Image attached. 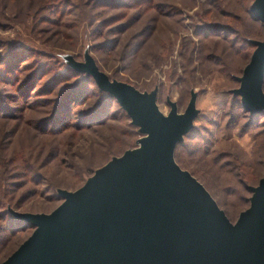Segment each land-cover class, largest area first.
I'll return each instance as SVG.
<instances>
[{
	"label": "rangeland",
	"instance_id": "obj_1",
	"mask_svg": "<svg viewBox=\"0 0 264 264\" xmlns=\"http://www.w3.org/2000/svg\"><path fill=\"white\" fill-rule=\"evenodd\" d=\"M253 1L0 0V263L32 232L11 213L49 214L61 203L57 191L79 189L142 137L91 79L83 89L82 77L65 78L88 60L109 80L155 91L163 116L167 102L181 114L195 94L191 128L172 159L235 222L264 173V114L251 117L231 94L253 51L246 40L264 39L248 14ZM72 88L81 102L60 128L63 116L49 118ZM89 111L99 116L80 123Z\"/></svg>",
	"mask_w": 264,
	"mask_h": 264
},
{
	"label": "water",
	"instance_id": "obj_2",
	"mask_svg": "<svg viewBox=\"0 0 264 264\" xmlns=\"http://www.w3.org/2000/svg\"><path fill=\"white\" fill-rule=\"evenodd\" d=\"M251 16L264 28V0ZM231 94L249 114L264 112V39ZM72 68L110 95L142 135L136 147L96 170L79 189L59 190L49 214L11 213L32 227L0 264H264V173L248 187V207L230 223L205 189L172 159L191 128L195 94L181 114L173 102L161 115L155 91L143 94L109 80L93 61Z\"/></svg>",
	"mask_w": 264,
	"mask_h": 264
},
{
	"label": "trees",
	"instance_id": "obj_3",
	"mask_svg": "<svg viewBox=\"0 0 264 264\" xmlns=\"http://www.w3.org/2000/svg\"><path fill=\"white\" fill-rule=\"evenodd\" d=\"M248 14H249V17H250V19L252 20V21H257V20H255L252 16H251V14H250V12H249V10H248ZM258 22V21H257ZM251 40H246V44H247V46L248 47H250L252 50L254 49V46L251 44ZM69 70H70V75H67L65 78H73L74 76H80V77H82V80H81V82H80V84L81 85H83V89H85L86 87H87V85H88V83H89V79H91L88 75H86V74H83V73H78L77 71H75L72 67H69ZM38 71V70H37ZM263 75H264V73H263ZM40 77V74L38 73H36L35 75H33L29 80H27V82L24 84V90H25V94L24 95H28L29 94V92H31V90L34 88V86H35V82L38 80V78ZM92 80V79H91ZM93 82V81H92ZM54 85H55V82H54V80H52V81H50L49 82V84L48 85H46L45 87H46V92H47V94L48 93H50L49 91L50 90H52L53 89V87H54ZM93 85H94V83H93ZM95 86V85H94ZM75 87V86H74ZM95 88H96V86H95ZM73 89V90H72ZM72 89H66L65 90V92L62 94H60L59 95V98L57 99V101L54 103V107H53V110H52V113H51V117L48 119L49 121H51V122H53V121H55V116L57 117V115L59 114V115H61V116H63V118H65V120L64 121H61L60 123H59V127L60 128H66V127H68V124H70V123H65L66 121H67V119L69 120V118H71L70 116H71V106L72 105H75V106H78V105H80V102L81 101H79V97H80V95L77 97V94L74 92L75 90V88H72ZM97 89V88H96ZM41 92V91H40ZM97 92L100 94V95H102V96H104V98H105V101L107 102V103H110V102H115V100L110 96V95H108L107 93H105V92H101V91H99L98 89H97ZM70 104H72V105H70ZM115 104L117 105V103L115 102ZM240 105V104H239ZM118 106V105H117ZM68 108V109H64V108ZM119 107V106H118ZM119 109H120V107H119ZM242 109V108H241ZM121 110V109H120ZM122 111V110H121ZM124 112V111H123ZM244 112V111H243ZM246 113V112H245ZM259 114H264V112H261V113H259ZM104 115V114H103ZM255 115H257V114H250V116L251 117H253V116H255ZM83 116H85V117H83ZM99 115H98V113H96V111L94 112H91V111H89L87 114H81L80 116H79V121H80V123H87V124H90V122H93L92 120L95 118V117H98ZM105 116L106 115H104L103 116V118H101L99 121L101 122V120H103L104 118H105ZM85 118V119H84ZM88 120V122H86V121ZM89 120H91V121H89ZM45 121V120H44ZM85 121V122H84ZM98 121V122H99ZM45 124H46V121H45ZM91 124H93V123H91ZM90 124V125H91ZM131 127H133V126H131ZM133 128H135L136 130H138L136 127H133ZM53 131H55L54 129H53ZM111 160V159H110ZM109 160V161H110ZM108 161V162H109ZM101 168V167H100ZM100 168H98V169H100ZM98 169H96V170H98ZM96 170H94V172L96 171ZM93 172V173H94ZM90 178V177H89ZM89 178H87L85 181H84V183L89 179ZM84 183H83V185H84ZM82 185V186H83ZM81 186V187H82ZM247 191H248V188H247ZM248 193H249V191H248ZM56 197H57V199H60L59 198V196H58V191H57V193H56ZM247 202H248V200H247ZM10 218H9V220L11 221H15V222H17L18 223V227H20V228H30V229H32V227H30L28 224H26L25 222H22V221H18V220H14L11 216H9Z\"/></svg>",
	"mask_w": 264,
	"mask_h": 264
}]
</instances>
